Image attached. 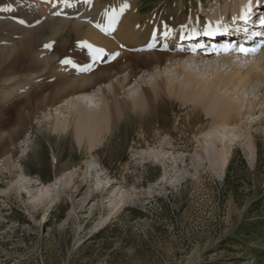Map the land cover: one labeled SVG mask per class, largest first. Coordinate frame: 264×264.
Returning <instances> with one entry per match:
<instances>
[{
  "label": "rangeland",
  "instance_id": "rangeland-1",
  "mask_svg": "<svg viewBox=\"0 0 264 264\" xmlns=\"http://www.w3.org/2000/svg\"><path fill=\"white\" fill-rule=\"evenodd\" d=\"M26 1L5 0L3 9L12 11H0V21H38L40 15L29 11L33 1ZM176 1L180 0L138 4L146 12H174ZM204 2L200 7V0H186L185 15L195 9L201 19H208L217 1ZM13 38L17 41L22 35L0 31L4 46L14 44ZM75 41L76 36L62 30L60 48L68 52L55 54V64L68 72L78 61L88 73L92 62L73 52L87 43ZM92 48L86 50L88 55H93ZM47 52L43 58L54 54ZM29 61L13 60L0 72V264H264V123L239 124L241 130L234 134L238 138L230 131L215 134L211 124H193L192 105L175 99L167 114L170 124H102L107 130L89 150L87 140L79 144L70 130L59 137L51 131L53 124L39 123L43 118L52 122L55 109L67 105L66 98L33 113L30 121L17 122L20 111L28 114L27 93L42 82L53 83L51 74L32 82L37 72L29 70ZM108 62L107 58L103 63ZM206 67L197 75L211 80L218 72ZM175 70L162 67L144 79L139 74L130 85L120 84L116 97L132 99L142 87L151 88L155 80L168 76L183 80V73ZM220 71L226 75L231 69ZM263 82L264 77L245 89L251 97L257 92L258 111L264 103ZM20 85L24 88L15 92ZM219 135L228 138L224 167L222 159L206 151L208 137L222 148Z\"/></svg>",
  "mask_w": 264,
  "mask_h": 264
},
{
  "label": "bare ground",
  "instance_id": "bare-ground-1",
  "mask_svg": "<svg viewBox=\"0 0 264 264\" xmlns=\"http://www.w3.org/2000/svg\"><path fill=\"white\" fill-rule=\"evenodd\" d=\"M32 1L34 6H29V11L40 15L38 21L28 24L17 17H13L15 19L12 21H0V31H9L12 37L15 34L22 35L20 40L13 38L16 42L12 45L4 46L0 43V72L12 65L13 60L22 62L30 59L27 67L37 72L32 75V82H38L36 80L44 74H51L48 79L52 78L53 82L44 83L40 80L42 85L27 93L31 95L25 106L28 114L19 112V124L30 121L33 113L47 108L49 104L54 105L59 99L66 98L67 105L64 109H55L57 113L52 122L43 118L39 123L53 124L51 131L59 137L67 135L70 130L79 144L87 140L88 149L94 150L107 130L102 124H170L167 114L175 99L184 106L192 105L193 114L190 117L193 124H211L212 128L215 127V134L230 131L233 138H238L235 132L241 130L239 124L264 123V103L261 104V111H258L261 99H257V92L251 97L245 90L255 80L264 77V61L261 62L264 59V47L259 57H254L252 52H241V47L256 48L260 40H254L251 46H247L244 43L246 36H238L233 24L235 20L243 19L242 17H255L260 8L264 10V0H216L214 10L209 12L211 14L206 20L201 19L195 9L191 14L185 15L186 0L176 1L173 8L177 12L176 17L168 8L146 12L138 4L140 0H111V3L104 4V0ZM4 2L5 0H0V11L11 13L10 8L3 9ZM222 2L224 7L220 6ZM204 6V0H200V7ZM252 21L254 25L250 31L259 32L258 29L264 27L261 22ZM64 29L76 36V45L83 42L88 44H82L85 47L81 45L79 47L82 49L76 47L73 51L78 59L84 61L88 57L92 62L88 73L84 72V63L78 61L79 65L67 68L68 72H65L64 65L59 67L55 64V54L68 52V49L60 48V37ZM46 31L50 34L45 36ZM215 35H223L225 40L220 43L208 40L206 46L205 37ZM262 37L264 38V34ZM167 42H170L168 47L165 46ZM89 45L90 48L94 47L92 56L86 52V46ZM189 48H192L191 51ZM50 49L54 52L52 57L43 58V54ZM104 54L109 60L108 64L103 63L107 59L103 60ZM66 57L64 55L62 58ZM244 61L249 62V65L244 64ZM191 62L197 65L188 67ZM56 66L58 71L54 69ZM206 66L216 69V74L218 72L211 80L200 79L202 76L197 75V70ZM162 67H175L177 74L183 73V80L177 81L175 75L168 76L166 79L155 80L151 88L142 87V92L132 99L120 100L116 97L121 85H130L139 74H143V79L147 75H156ZM224 67L230 68L231 72L228 71L226 75L221 73L220 70ZM75 73L78 75L73 77ZM4 79L2 82H7ZM17 79L16 76L13 78ZM220 86L230 93L220 92ZM18 88H15V92L24 86L20 85ZM262 88L264 89V85ZM46 92L49 93L48 96ZM98 96L101 99L96 98ZM51 131L45 135L46 138ZM248 137V148L253 154L254 146L249 133ZM218 139L222 148L218 149L213 138L208 137L206 151L215 160L222 159L224 167L227 161L225 143L228 138L219 135Z\"/></svg>",
  "mask_w": 264,
  "mask_h": 264
},
{
  "label": "snow or ice",
  "instance_id": "snow-or-ice-1",
  "mask_svg": "<svg viewBox=\"0 0 264 264\" xmlns=\"http://www.w3.org/2000/svg\"><path fill=\"white\" fill-rule=\"evenodd\" d=\"M261 47H264V45H261ZM240 51L247 54L249 52H256V51H258V49H256V48L249 49V48L241 47Z\"/></svg>",
  "mask_w": 264,
  "mask_h": 264
}]
</instances>
